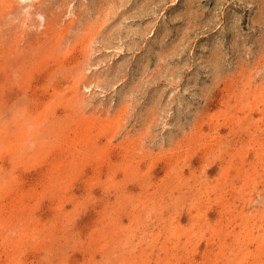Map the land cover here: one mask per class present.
<instances>
[{
    "label": "rangeland",
    "instance_id": "1",
    "mask_svg": "<svg viewBox=\"0 0 264 264\" xmlns=\"http://www.w3.org/2000/svg\"><path fill=\"white\" fill-rule=\"evenodd\" d=\"M0 264H264V0H0Z\"/></svg>",
    "mask_w": 264,
    "mask_h": 264
},
{
    "label": "bare ground",
    "instance_id": "2",
    "mask_svg": "<svg viewBox=\"0 0 264 264\" xmlns=\"http://www.w3.org/2000/svg\"><path fill=\"white\" fill-rule=\"evenodd\" d=\"M29 61V60H28ZM29 63V62H28ZM36 64V63H35Z\"/></svg>",
    "mask_w": 264,
    "mask_h": 264
}]
</instances>
